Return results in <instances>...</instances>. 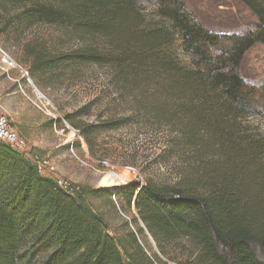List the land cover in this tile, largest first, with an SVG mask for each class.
<instances>
[{"label": "trees", "instance_id": "1", "mask_svg": "<svg viewBox=\"0 0 264 264\" xmlns=\"http://www.w3.org/2000/svg\"><path fill=\"white\" fill-rule=\"evenodd\" d=\"M147 1L152 20L140 0L0 4L18 6L13 18L27 25L71 28L82 43L58 53L36 41L24 45L30 79L87 65L106 68L114 100L121 95L132 112L172 128L179 145L213 160L198 162L196 172L172 185H74L68 192L0 140V264H264V145L241 125L264 99V84L249 86L239 72L246 51L264 43V7L242 0L260 28L226 36L203 28L181 0ZM87 115L84 106L64 118L91 153L101 133L131 123L111 115L85 122ZM112 194L122 200L121 208L113 203L119 211L134 207L136 229L126 223L111 233L94 210L92 200L109 201Z\"/></svg>", "mask_w": 264, "mask_h": 264}, {"label": "rangeland", "instance_id": "2", "mask_svg": "<svg viewBox=\"0 0 264 264\" xmlns=\"http://www.w3.org/2000/svg\"><path fill=\"white\" fill-rule=\"evenodd\" d=\"M181 1L193 19L210 32L226 36H243L252 34L260 28L259 17L242 0ZM258 1L259 5L264 7V0ZM140 3L142 8H145V15L152 20L153 12L148 1L140 0ZM20 11L18 6L0 4L2 23L8 25V35L0 33L2 51L0 59L7 56L14 58L26 72L30 67V62L24 60V45L27 43L36 41L45 44L50 53L68 51L82 45L73 35L72 29L64 25L46 26L37 23L27 25L23 20L13 18ZM239 72L249 86L259 87L264 84V43L257 42L246 51ZM50 73L51 71L43 78L34 74L31 79L33 86L26 80L27 86L21 88L30 96L35 95V88L53 103L63 117L87 106L89 115L82 118L85 122H95L110 115L128 117L131 122L121 128L101 133L98 137V147L91 153L83 139V144L73 139L67 143L66 137L70 136V132L62 131L59 135L52 132L48 116L34 109L21 92L18 93L17 98L22 104V110L26 117L35 123L33 126L29 124L22 126L23 132L33 134L35 141L41 142L37 145L42 147L35 148L36 146L27 145L25 142L26 156H29V151L40 150L41 156L49 158L56 174L73 185L89 186L94 189L120 187L132 182L142 184L145 181H152L158 185H172L181 181L185 175L196 172L200 168L198 162L203 159L213 160L212 157L209 160L200 158L194 151L179 145V136L172 133V128L167 130L163 123L132 112L133 104L123 100L121 95L117 96L118 101L114 100L106 68L87 65L78 70L59 72L55 75ZM4 115L13 125L10 118ZM241 125L246 128L244 132L248 130V134L259 137L264 145V99L255 103V111L250 117L242 118ZM70 145L84 164L69 156ZM132 170L135 172L134 175L131 174ZM109 174L117 176L112 186L102 184L103 178ZM110 200L106 201L105 197L92 200V207L105 219L109 231L118 234L124 231L126 223L136 229L133 222L134 207L131 206L130 210L122 212L114 208L112 195ZM115 201L121 208L122 200L116 196ZM148 243L155 249L150 238Z\"/></svg>", "mask_w": 264, "mask_h": 264}, {"label": "built area", "instance_id": "3", "mask_svg": "<svg viewBox=\"0 0 264 264\" xmlns=\"http://www.w3.org/2000/svg\"><path fill=\"white\" fill-rule=\"evenodd\" d=\"M2 53V51L0 50ZM4 61V59H2ZM10 64V63H9ZM2 70L6 71L4 67H1ZM26 75L28 83L33 86L32 81L28 78L27 73L24 72ZM19 91L21 92L22 96L25 98L26 101L38 112L41 114L48 116L49 120L51 121L50 129L52 132H54L56 135H59L62 131L70 132V136L66 137V142H71L73 139L74 141H79L81 144H83L82 137L79 135V131L73 128L66 119L61 115V113L54 107L53 103L50 102L43 94L40 92H37V90L34 88L35 95L30 96L28 95L21 87H19ZM0 140L4 141L8 144H10L13 148L17 149L18 151H21L26 155V144L23 138H21L18 133L14 130L9 120L6 118L5 115L0 113ZM68 154L71 158L79 161L81 164H84V162L80 161L75 149L72 145L68 147ZM32 161L34 162L37 171L40 175L51 178L57 187L72 192L74 189V185L67 181L66 179H63L62 177H59L55 172V167L51 164L49 158L47 156H41L39 154H32L29 155ZM104 164V163H103ZM129 173V171H127ZM131 172V170H130ZM133 172V170H132ZM132 175L135 174V172L131 173ZM114 203H117L115 201L116 195L112 194Z\"/></svg>", "mask_w": 264, "mask_h": 264}, {"label": "crops", "instance_id": "4", "mask_svg": "<svg viewBox=\"0 0 264 264\" xmlns=\"http://www.w3.org/2000/svg\"><path fill=\"white\" fill-rule=\"evenodd\" d=\"M7 56V54H6ZM1 58V57H0ZM12 64L3 63L0 59V88L3 91L0 92V110L4 115L6 114L10 120L13 122L12 127L18 134L23 137L27 145L33 146L35 148H42L41 145H37L41 142H37L34 139L33 134H27L23 132L22 126L35 124L33 120L26 117V113L22 110L21 103L18 102L19 87H26V76H24L25 69L22 67L20 62L7 56ZM1 67L7 69L2 70ZM22 95V94H21ZM20 101V100H19ZM34 149L32 152L40 154V150L36 151Z\"/></svg>", "mask_w": 264, "mask_h": 264}, {"label": "bare ground", "instance_id": "5", "mask_svg": "<svg viewBox=\"0 0 264 264\" xmlns=\"http://www.w3.org/2000/svg\"><path fill=\"white\" fill-rule=\"evenodd\" d=\"M3 59H4V61H9V63L10 64H12L11 63V61L10 60H8L6 57H3ZM37 92H39V91H37ZM116 175H114V174H109V175H106L104 178H103V180H102V184H104V185H107V186H112V185H114L115 184V181H116ZM124 177H122V180L124 181L125 179H123ZM126 178V177H125ZM121 180V179H120ZM121 180V181H122ZM125 182V181H124Z\"/></svg>", "mask_w": 264, "mask_h": 264}, {"label": "clouds", "instance_id": "6", "mask_svg": "<svg viewBox=\"0 0 264 264\" xmlns=\"http://www.w3.org/2000/svg\"><path fill=\"white\" fill-rule=\"evenodd\" d=\"M29 78V77H28ZM30 79V78H29ZM31 80V79H30Z\"/></svg>", "mask_w": 264, "mask_h": 264}]
</instances>
